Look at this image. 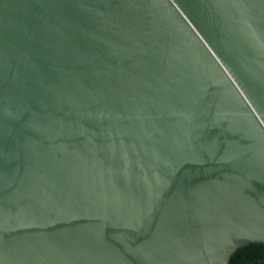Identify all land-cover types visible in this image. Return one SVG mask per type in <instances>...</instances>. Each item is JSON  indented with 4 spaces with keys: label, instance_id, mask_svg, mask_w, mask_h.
<instances>
[{
    "label": "water",
    "instance_id": "obj_1",
    "mask_svg": "<svg viewBox=\"0 0 264 264\" xmlns=\"http://www.w3.org/2000/svg\"><path fill=\"white\" fill-rule=\"evenodd\" d=\"M264 243V0H0V264H228Z\"/></svg>",
    "mask_w": 264,
    "mask_h": 264
},
{
    "label": "trees",
    "instance_id": "obj_2",
    "mask_svg": "<svg viewBox=\"0 0 264 264\" xmlns=\"http://www.w3.org/2000/svg\"><path fill=\"white\" fill-rule=\"evenodd\" d=\"M228 264H264V243H248L237 248Z\"/></svg>",
    "mask_w": 264,
    "mask_h": 264
}]
</instances>
